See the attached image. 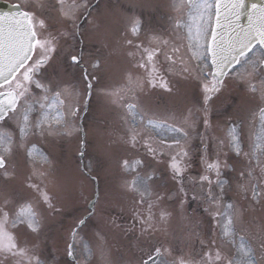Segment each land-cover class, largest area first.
<instances>
[{"label": "rangeland", "instance_id": "obj_1", "mask_svg": "<svg viewBox=\"0 0 264 264\" xmlns=\"http://www.w3.org/2000/svg\"><path fill=\"white\" fill-rule=\"evenodd\" d=\"M22 1V6L30 2L32 7L27 8L32 11L36 19L40 18L44 21L45 27L39 28L42 37L44 36L42 33L49 34L56 30V25L51 26L53 21L49 22L45 15L39 14L42 12V6L37 0ZM90 1L92 0H77L78 3ZM179 1V8H182L181 11H185L186 14L183 18L187 19L185 28L189 29V33L185 32L180 18L176 21L179 25L170 26L173 14L167 13V5L173 3L174 7L178 6L177 0H110L112 3L107 2V5H103L108 15L95 17V20L88 24L87 32L91 38L84 47L81 61L87 67L89 77H97L92 79L93 88L88 100H86L85 80L81 72L77 73L75 70L67 73L64 70L66 69L64 64L62 65V71H65V74L59 78V84L62 89L67 88L72 94L62 95L60 100L63 103L58 107L65 115L70 108L76 109L77 106L78 112L81 109L83 112L80 119L73 121L78 131L72 136L49 135L47 132L41 136L33 128L34 131L32 129L22 137L19 127L22 126V113L25 107L23 101L17 112L19 115L16 117L17 121L11 123L12 128H7L10 123L1 128L0 132L5 138L0 139V152H5L7 157L15 156L14 143H24L23 158L30 161V169H26V173L25 168L19 170L16 164L0 171V181H3L0 186L1 197L8 196L11 191L9 178L22 179L23 176L26 185L28 183L26 179L35 181L37 185L43 184L52 194L55 206L47 208V217L42 212L41 230L38 233L30 232L23 224L16 228L12 227L16 214L9 215L12 220L9 224L10 229L23 236L26 235L36 243L35 248L30 246V250L37 254L40 252L39 259L41 258L42 264H72L67 256L70 232L76 226V221L86 213V203L92 197L93 182L81 172L76 155L79 141H82L81 128L84 132L83 160L84 163L86 162L85 168L87 167V170L97 177L98 198L95 203V213L87 220L86 225L77 227L74 256L77 264H142V259L152 254L155 249L160 250L157 264H181V261L185 264H264V126L260 120L255 128V135L262 132L260 139L252 137L255 121L259 116V107H264L262 103L264 97L260 91L261 83L264 82L261 67L258 66L253 72L250 63L242 62L235 71L230 70L229 75L224 78L226 86L212 101L210 109L208 108L209 113L212 114V124L207 129L210 145L208 155L211 158L221 157L220 141L223 138L220 134L226 126L228 135V129L233 121L239 127L243 145L241 153L234 154L233 173L227 172L225 167L221 168V179L226 181L223 193L225 198L220 200L218 205L212 206V216L204 209L205 206L207 209L209 205L201 194L200 185L197 182L199 177L195 175L199 170L198 161L188 160L190 161L187 171L189 173L184 181L186 194H180L177 192V182L170 181L171 173L163 163L166 161L165 157H168L167 154L178 151V148H167L161 145L158 140L162 136L166 137L159 131L163 128H153L147 123L149 118H155L166 123L174 121L175 125L182 126L172 117L179 118L187 115V109L191 108L193 111V101L197 99L199 103L202 99L203 87L198 77L206 79V75L203 77L201 74L202 69L205 73L209 69L204 67L202 62L198 71L196 61L192 59L191 62L189 54L193 53L199 60V55L203 51L202 40L205 32L208 31L211 12L203 5L210 4L211 0H193L192 6H187L185 0ZM57 2L58 0H43L48 12H57L60 6L56 7ZM72 2L73 0H64L66 7ZM123 2L126 10L117 4ZM153 7L159 10L155 19L156 10ZM124 14L130 16L129 20L125 22L126 19L120 16L123 19L120 23L118 17ZM139 17L146 20L145 27L141 26L140 29L143 31V28L148 26L145 29L150 33L148 47L159 48L155 59L158 69L155 78L157 81L161 79L166 81L171 91L152 87L144 81L143 74L130 72L135 63L142 60V57L140 53L133 51L135 47L121 46L123 38L120 36L122 27H125V39H131L128 36H134L130 30L132 23L138 21ZM139 22L141 25V21ZM157 28L163 29L164 37L167 36V44H162L158 40L159 35L153 31ZM146 36L148 35L141 36V39L144 40ZM182 37L192 44L199 39L200 46L195 49L192 46L193 50L189 51ZM143 43L145 42L142 41L141 45ZM174 48L179 51H173ZM260 54L261 52L255 50L249 59L256 60L260 58ZM94 59H99L101 62V67L97 70L91 67V61ZM169 68L172 70L169 71ZM68 75L73 77H67ZM33 77L34 79L38 77L44 82H56L55 79L52 81L44 79L39 72ZM139 80L142 86H137ZM143 83L149 86H144ZM253 85L257 87L255 93L251 90ZM120 90L124 91L114 104L113 100L117 97L113 96V93ZM34 94L35 90L30 85L25 97L31 99ZM127 103L137 105L138 115L135 118L124 107ZM55 114L56 110H51L50 116ZM197 114L198 112L195 111V115L191 117L195 122L194 126L197 124V117H195ZM141 116H143L142 119ZM228 118H232L233 121L226 125L225 121ZM30 119L34 117L30 116ZM137 125L138 129H136ZM194 126L185 129L188 132L191 128L193 129L187 139L190 143L186 148L189 157L197 156L200 151L199 145L195 144L191 136ZM44 127L47 128V125ZM133 134L136 137L134 144L131 142ZM137 135L139 145L135 146ZM173 135L174 137L168 138L184 140L175 131ZM7 137H11V141ZM31 140L38 142H29ZM143 141L145 143L142 144ZM32 144L44 147L42 149L38 147V149L47 155L52 162L51 165L45 164L43 160L37 163L34 158L40 159L42 156L36 151L32 152L31 158L29 157L27 153ZM18 146L21 148V144ZM149 146L156 151L150 152ZM9 148L11 153L7 154L6 151ZM229 151L233 154L231 148ZM132 156L140 157L147 163L145 165L147 174L149 171L153 173L151 168L147 167L149 163L156 161L154 160L156 158L162 160H158L157 164L152 163L158 167L154 173H158L159 177L156 179L153 176L147 187L141 185L144 180L140 182L139 176L130 175L137 181L133 190L138 188L139 191L135 190V198L127 202L131 196L127 190L129 177L126 175L119 177L118 172L124 169V166L119 165L118 159ZM109 167H114L118 172L113 170L109 173ZM38 172L44 173V176L37 175ZM191 178H196L195 182H191ZM252 185L254 188L256 185L260 190L259 195L256 194L257 197H254L253 190H250ZM216 191L219 192V189ZM29 192H32L31 188ZM141 192L145 193L143 197L140 195ZM173 193L177 198L169 199ZM54 194L60 203L61 210L51 221V215L58 210ZM125 200L127 207L122 212L120 207H125ZM181 200H183L182 206ZM162 209L170 213L163 220L160 218ZM146 210L152 213L154 223L147 220L149 212ZM217 212L222 215H215ZM211 225L218 229L210 228ZM245 246L247 251H244ZM218 252H222V255ZM0 264H16V261L0 260ZM20 264H27V261Z\"/></svg>", "mask_w": 264, "mask_h": 264}, {"label": "snow or ice", "instance_id": "obj_2", "mask_svg": "<svg viewBox=\"0 0 264 264\" xmlns=\"http://www.w3.org/2000/svg\"><path fill=\"white\" fill-rule=\"evenodd\" d=\"M37 2L43 6V0H37ZM246 0H216V20L215 26L211 29V38L206 40L205 44L202 45L203 51L199 55V61L203 62V66L206 67L207 72L205 73L206 79H200L203 87V96L200 101L201 108L196 109V111H203L204 116L202 118L203 125L207 129L210 127V122L208 119V105L219 96L223 91L225 85V80L221 77H227L229 74L224 71L225 67L229 63V57L235 61V65L231 71H235L237 67L240 66L242 62L250 63L252 71L254 72L258 66L264 67V52H261L260 58L256 60H251L249 57L255 52L256 48L259 46L264 48V0L260 5L253 4L251 11L249 12V24L247 27H241L236 25L233 27L231 24L228 25L230 33L227 38L222 36L220 29L223 27L220 23L221 10L230 13L235 16L238 21L240 16L243 15V10L245 8ZM21 7L20 5H18ZM26 7H32L30 2H27ZM68 11H65L66 5L64 0H60V10L66 19H74L75 13L80 8H87V2L78 3L77 0H73L72 4L67 6ZM203 7L210 9L212 6L205 3ZM211 19V17H209ZM41 27L44 26V21H40ZM74 27L73 34L76 35ZM141 25L139 21L132 23L131 32L135 35L140 31ZM67 35V33H65ZM207 36V32H205ZM156 39V38H154ZM129 44L132 43L131 40L128 41ZM167 44V41H163ZM199 45V39L193 43V48L195 49ZM39 49V53L37 52ZM56 45L52 38H41L38 36L33 17L29 11H23L18 16H13L9 18L8 16H0V122H5L9 119V112L15 113L20 107V100H23L25 107L22 113V126L19 127L21 136L23 137L33 128L38 130L39 135L43 136L47 134L52 135H66L72 136L73 133L78 131L76 125L73 123L78 116L77 113L79 109H69L67 115L61 112L58 105L63 103L60 100L62 95L65 93L72 94L67 88H61V84L53 85L52 82H44L38 77L34 79L33 74L42 71L51 63L52 53L55 52ZM173 51H179V49L174 48ZM143 52L146 53L147 59L142 60L139 64L140 68H145L146 65H151V71L148 73V83L152 87L159 85L161 88H165L168 91V84L164 80L157 81L155 78V73L158 71L155 64L156 53L159 52V48H144ZM129 55H134V53H129ZM35 58V60H34ZM196 57L193 56V59ZM68 59L72 65H80L83 60L82 54H72L68 55ZM91 67L95 70L101 67V62L99 59H94L91 61ZM18 70L23 72V80L16 83L15 87H12V83L18 74ZM172 69L169 68V71ZM187 70V69H185ZM82 74L86 82V94L91 93L93 84L92 79H97V77H89L87 67L82 68ZM131 77V75H129ZM211 78L210 80L208 78ZM25 82L32 85L35 94L28 99L25 97V92L28 91L25 88ZM130 82H132L130 80ZM137 86H142L141 81L137 82ZM7 89V90H5ZM55 90V91H54ZM253 93L257 91L256 86H251ZM114 92L113 96L117 99L113 100V103H117L120 98L121 93ZM260 91L262 97H264V82L261 83ZM264 103V102H262ZM15 106V107H14ZM128 113L135 118L137 113V105L133 103H128L125 105ZM55 109V116H50L51 110ZM193 111L191 108L187 109V115L182 117H172L174 120H178L182 125L181 127H176L175 124H167L165 121H160L155 118H149L147 123L153 128H167L169 131H175L180 137L187 141L188 132L186 128L193 127L195 122L191 120ZM33 116L34 119H30ZM143 116H141V119ZM259 120L264 126V107H259ZM47 125V128L44 126ZM55 130V131H54ZM4 135H0V139H4ZM135 134L131 136V142L135 143ZM11 141V137H7ZM258 139H260L258 137ZM173 143L177 146L178 151L169 154L168 167L171 170V177L173 181L177 182V192L180 194L185 193V176L190 167L186 161L189 159V153L185 147L181 145L180 139H176ZM221 145L224 144V140L220 141ZM228 143L231 147L232 152L235 155H239L242 151L243 145L239 135V127L235 121L232 122L231 127L228 129ZM36 151L38 155L43 157V162L47 165H51V160L42 153L36 144H32L31 149H28V155L31 158L32 152ZM150 152H155L156 149L149 146ZM7 154L11 153V148L6 151ZM143 160L137 159L132 162L128 160L123 161L124 168L135 170L137 166L142 165ZM202 163L204 165L205 173H214L216 180L213 181L210 175L202 174L199 176L198 180L200 183V191L203 197L207 200L209 207L205 209L210 216L212 213V206L218 205L224 193V186L226 181L221 179L222 177V167H228L227 164H221L219 159H215L212 162H208L207 148L204 146V155H202ZM7 167V160L5 152H0V169H5ZM6 173V172H5ZM37 175L43 177L44 173H36ZM152 176H147L146 181L151 180ZM95 179V178H93ZM196 178H191V182H195ZM137 183L136 180L132 181L134 186ZM205 185L207 188L205 189ZM129 185H127L128 187ZM33 187H35L33 185ZM219 189V192L216 191ZM139 191L138 188L135 189ZM186 194V193H185ZM141 197L145 195L144 192L140 193ZM150 195V193H148ZM253 196H256L255 190H253ZM176 194L173 193L169 196V199H176ZM143 202V201H141ZM40 203L44 205L45 208H52V196L49 192L44 189L40 193ZM91 203V201H89ZM181 206L183 205V200L180 201ZM95 207V206H94ZM232 207V205H229ZM151 208V204H149ZM170 213L165 210H161L160 218L163 220ZM215 215H222L220 213H215ZM43 216L42 211H37V207H33L32 203H26L19 208L15 220L12 223V227L16 228L23 224L30 232L38 233L41 230L40 218ZM89 219L91 217H88ZM152 213L149 212L147 220H151ZM8 218L5 215L0 219V225H7ZM79 226H84L87 224V219L78 220ZM229 223L231 221L229 220ZM227 232V226L225 227ZM78 233V229L74 228L70 235L72 237L73 243L67 246V255L69 257L75 256V241ZM0 251L9 252L13 255H18L22 259L27 260V264H42L41 260L37 257L27 256L25 249H20L15 236L7 231L6 227H0ZM244 251H247L245 246ZM160 255V250H155V256L149 254V257L142 262V264H157L156 257ZM16 264H20L18 260ZM181 264H185L181 261Z\"/></svg>", "mask_w": 264, "mask_h": 264}, {"label": "water", "instance_id": "obj_3", "mask_svg": "<svg viewBox=\"0 0 264 264\" xmlns=\"http://www.w3.org/2000/svg\"><path fill=\"white\" fill-rule=\"evenodd\" d=\"M225 3H227V0H224ZM262 3V0H246L245 2V8L243 10V15L240 16L239 20L237 21L235 19V16L231 15L228 12H225L223 9L221 10V17H220V23L223 25V27L220 29V32L222 36L227 38V36L230 33V29L228 28V25L231 24L233 27H235L237 24L241 27H247L249 24V12L251 11V7L253 4L260 5ZM22 11L19 9L17 5H10L8 3H4L0 1V16H8L9 18L13 16H18ZM216 20V17H215ZM215 26V25H214ZM234 62V60L229 57V63L225 67L224 71Z\"/></svg>", "mask_w": 264, "mask_h": 264}, {"label": "flooded vegetation", "instance_id": "obj_4", "mask_svg": "<svg viewBox=\"0 0 264 264\" xmlns=\"http://www.w3.org/2000/svg\"><path fill=\"white\" fill-rule=\"evenodd\" d=\"M37 52L39 53V49H37Z\"/></svg>", "mask_w": 264, "mask_h": 264}]
</instances>
